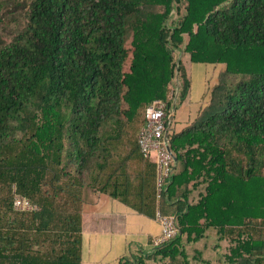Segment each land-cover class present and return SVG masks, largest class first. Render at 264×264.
I'll use <instances>...</instances> for the list:
<instances>
[{
	"label": "trees",
	"instance_id": "obj_1",
	"mask_svg": "<svg viewBox=\"0 0 264 264\" xmlns=\"http://www.w3.org/2000/svg\"><path fill=\"white\" fill-rule=\"evenodd\" d=\"M175 97L179 233L121 264H264V0H0V264H81L84 195L125 202L145 109Z\"/></svg>",
	"mask_w": 264,
	"mask_h": 264
},
{
	"label": "crops",
	"instance_id": "obj_2",
	"mask_svg": "<svg viewBox=\"0 0 264 264\" xmlns=\"http://www.w3.org/2000/svg\"><path fill=\"white\" fill-rule=\"evenodd\" d=\"M197 96L191 95L192 99ZM127 165L126 174L131 178L129 190L132 194L123 195L125 202L99 192L84 195L81 264H121L124 260L133 261L134 256L153 251V240L160 235L159 223L155 215H146L131 206L143 205L141 188L145 192H153L154 158L147 161L137 155ZM176 168H180L178 161ZM198 192L193 188L189 200H196ZM197 244L200 242L194 243Z\"/></svg>",
	"mask_w": 264,
	"mask_h": 264
},
{
	"label": "built area",
	"instance_id": "obj_3",
	"mask_svg": "<svg viewBox=\"0 0 264 264\" xmlns=\"http://www.w3.org/2000/svg\"><path fill=\"white\" fill-rule=\"evenodd\" d=\"M144 116L145 125L139 131L137 142L143 158L147 160L154 158L155 162V219L160 226V235L153 240V244L154 247H159L161 244L172 240L179 233L176 218L162 215L158 206L162 196L166 195L175 162L174 154L167 142L171 109L167 112L165 102L156 99L145 109ZM13 206L16 210L21 211L36 210V206L29 199L19 195L14 196Z\"/></svg>",
	"mask_w": 264,
	"mask_h": 264
},
{
	"label": "rangeland",
	"instance_id": "obj_4",
	"mask_svg": "<svg viewBox=\"0 0 264 264\" xmlns=\"http://www.w3.org/2000/svg\"><path fill=\"white\" fill-rule=\"evenodd\" d=\"M179 86H180V82L179 81H176V85H175V87H174V92H176V90H178L179 89ZM169 92H170V89H169ZM173 92V93H174ZM209 244H210V240H208L207 241V245L205 246V247H202L200 244H197V245H194V246H196V247H199V248H205L207 251L205 252L206 253V257L205 258H207V259H209V261L210 262H214L213 261V258H212V256L214 255L213 254V251L211 250V248H210V246H209ZM221 245H226V243H220ZM202 245H203V243H202ZM186 250H187V252H188V254H189V256H190V264H205L203 261H201V260H195V259H193L192 258V254H193V246H191V245H188L187 247H186ZM220 250L222 251V248H220ZM224 251V250H223ZM221 252V253H224V252ZM217 256H215V258H216ZM215 263V262H214ZM147 264H154V263H151V262H147Z\"/></svg>",
	"mask_w": 264,
	"mask_h": 264
},
{
	"label": "water",
	"instance_id": "obj_5",
	"mask_svg": "<svg viewBox=\"0 0 264 264\" xmlns=\"http://www.w3.org/2000/svg\"><path fill=\"white\" fill-rule=\"evenodd\" d=\"M176 92H177V90H176ZM175 105H176V97H175V99H174V104H173V106H172V108H171V116H170V119H171V117H172V115H173V113H174ZM174 161H175V163H176L177 159L175 158Z\"/></svg>",
	"mask_w": 264,
	"mask_h": 264
},
{
	"label": "clouds",
	"instance_id": "obj_6",
	"mask_svg": "<svg viewBox=\"0 0 264 264\" xmlns=\"http://www.w3.org/2000/svg\"><path fill=\"white\" fill-rule=\"evenodd\" d=\"M175 157V156H174ZM176 158V157H175ZM176 166V163L174 162V166H173V168Z\"/></svg>",
	"mask_w": 264,
	"mask_h": 264
}]
</instances>
